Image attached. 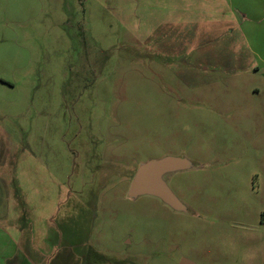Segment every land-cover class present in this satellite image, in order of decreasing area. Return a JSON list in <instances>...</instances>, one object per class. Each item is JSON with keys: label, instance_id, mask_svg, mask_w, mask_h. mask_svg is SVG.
<instances>
[{"label": "rangeland", "instance_id": "obj_1", "mask_svg": "<svg viewBox=\"0 0 264 264\" xmlns=\"http://www.w3.org/2000/svg\"><path fill=\"white\" fill-rule=\"evenodd\" d=\"M250 4L0 0V264H264ZM165 157L180 210L128 197Z\"/></svg>", "mask_w": 264, "mask_h": 264}, {"label": "water", "instance_id": "obj_2", "mask_svg": "<svg viewBox=\"0 0 264 264\" xmlns=\"http://www.w3.org/2000/svg\"><path fill=\"white\" fill-rule=\"evenodd\" d=\"M190 168V162L174 157H165L158 160H149L142 163L134 173L128 191V197L136 199L150 196L159 199L172 209L180 210L181 205L173 195L163 177L167 173L181 171ZM179 264H193L182 259Z\"/></svg>", "mask_w": 264, "mask_h": 264}, {"label": "crops", "instance_id": "obj_3", "mask_svg": "<svg viewBox=\"0 0 264 264\" xmlns=\"http://www.w3.org/2000/svg\"><path fill=\"white\" fill-rule=\"evenodd\" d=\"M254 10H256V12ZM240 15H242V20L246 21L245 24L248 28L256 27V30H260L262 36H264V0H251L250 7L244 13L240 12ZM250 31L251 30H248V40L246 41L249 52L255 55L256 58L264 64V41L258 43V46L254 36H251ZM249 37H251V39H249ZM261 38L264 39V37Z\"/></svg>", "mask_w": 264, "mask_h": 264}]
</instances>
